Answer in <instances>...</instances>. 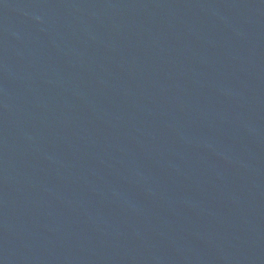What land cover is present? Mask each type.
Here are the masks:
<instances>
[{
  "label": "water",
  "instance_id": "95a60500",
  "mask_svg": "<svg viewBox=\"0 0 264 264\" xmlns=\"http://www.w3.org/2000/svg\"><path fill=\"white\" fill-rule=\"evenodd\" d=\"M0 264H264V0H0Z\"/></svg>",
  "mask_w": 264,
  "mask_h": 264
}]
</instances>
